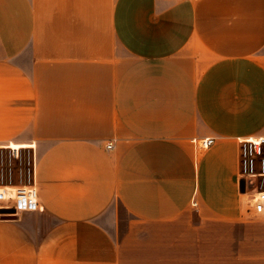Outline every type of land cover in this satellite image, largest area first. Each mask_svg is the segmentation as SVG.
<instances>
[{
  "label": "crops",
  "instance_id": "0c3cea01",
  "mask_svg": "<svg viewBox=\"0 0 264 264\" xmlns=\"http://www.w3.org/2000/svg\"><path fill=\"white\" fill-rule=\"evenodd\" d=\"M254 137L264 0H0V186L33 163L43 208L0 264H264Z\"/></svg>",
  "mask_w": 264,
  "mask_h": 264
},
{
  "label": "built area",
  "instance_id": "2783aa9c",
  "mask_svg": "<svg viewBox=\"0 0 264 264\" xmlns=\"http://www.w3.org/2000/svg\"><path fill=\"white\" fill-rule=\"evenodd\" d=\"M196 146L200 149L210 147L214 139H194ZM239 149V176L245 180V190L253 197V203L258 210L264 214V137H254L240 140ZM114 142L110 141L106 145V150L111 151ZM11 156L22 157L19 149L11 148ZM26 183L22 184H1L0 186V218H14L19 213L25 211H41L43 208L39 202L38 190L33 182L34 166L27 162ZM23 179V173L20 176ZM11 182V179L9 180ZM196 206L197 203L193 201Z\"/></svg>",
  "mask_w": 264,
  "mask_h": 264
},
{
  "label": "rangeland",
  "instance_id": "374dc122",
  "mask_svg": "<svg viewBox=\"0 0 264 264\" xmlns=\"http://www.w3.org/2000/svg\"><path fill=\"white\" fill-rule=\"evenodd\" d=\"M20 153H22V155H23V157H27L28 156V153L25 151V150H23L22 149V151L20 150ZM9 156H11V152H9V151H6L5 152V159H7V157H9ZM19 161L17 160V162H14L13 163V167H12V172H13V181H14V183H21V178H20V176H21V173H23V183H26V180H25V178H26V175H27V168H28V164L24 161V169H23V171H21L20 169H21V165H19ZM123 216L124 217H126L125 216V214L123 213Z\"/></svg>",
  "mask_w": 264,
  "mask_h": 264
},
{
  "label": "water",
  "instance_id": "95a60500",
  "mask_svg": "<svg viewBox=\"0 0 264 264\" xmlns=\"http://www.w3.org/2000/svg\"><path fill=\"white\" fill-rule=\"evenodd\" d=\"M241 191L245 192V180L244 179L241 180ZM0 212H6V211L2 209Z\"/></svg>",
  "mask_w": 264,
  "mask_h": 264
}]
</instances>
